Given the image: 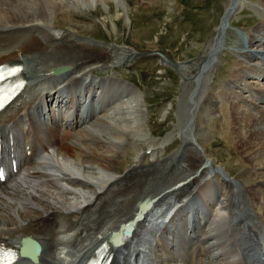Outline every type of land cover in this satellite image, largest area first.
I'll list each match as a JSON object with an SVG mask.
<instances>
[{
	"label": "bare ground",
	"instance_id": "1",
	"mask_svg": "<svg viewBox=\"0 0 264 264\" xmlns=\"http://www.w3.org/2000/svg\"><path fill=\"white\" fill-rule=\"evenodd\" d=\"M2 1L8 5V7H4L5 10L1 7ZM94 1L98 2V0ZM80 2L81 0H0V62L24 59L23 75L28 76L30 74L29 79H27L28 85L24 86L11 105L3 110L5 112L0 113V122L3 123L0 126V149L2 151L5 148L12 149L14 143L13 141L9 145L13 138H10L8 133L12 135V132L4 126V123H9L16 116L27 117L26 121L29 120V122L26 134L31 133L34 136L35 144L42 150L40 152L42 156L53 162V168L60 177L58 179L75 188L74 190L59 189L60 187L56 186L58 180H55V183L53 179H50L56 176L44 172L45 170L39 171L35 165H31L22 174L17 175V178L21 177L22 180H17L14 183L10 182L8 185H1L0 244L10 248L19 247V241L23 237H29L38 243L40 249L36 256V263L30 260L32 253L27 257H19L14 264H80L88 255L92 254L96 246L103 240V237H106L119 223L130 224L136 203L141 200L151 202L152 208L144 216L143 221L133 225L132 235L129 238L122 239L121 244L110 250L115 254L110 264H121L122 252L125 249L130 250L129 244L135 239L138 229L144 226L160 202L164 203L167 195H171L176 199L181 197L185 191H190L195 187H199L198 192L203 195L205 193L212 195L211 192H204V187L200 188V186L209 181L205 178L206 173H213V177H221V174L223 176L225 174L227 177L224 176V179H221L229 188L225 195L224 208L227 209L228 220L233 226V236L236 239L234 241H239L237 249L231 248V254L228 252V256L223 257L227 254L216 252L219 253L217 257H220L224 262L227 261L225 264H259L256 257L258 255L260 257L264 253V245L260 241H255L260 240L261 236L264 237V84L257 86L254 80L264 81V51L258 50L259 48L254 46L258 42L264 43V36L260 33L251 34L248 45L234 44L237 48L236 55L240 60L234 64L231 79L227 80L228 82L222 91V95L228 101L226 109L224 108V117H227L225 119L229 122V125L225 126L226 120L223 117L222 125L219 126L222 132L220 137L227 140L226 143L230 151L234 150L236 152L239 161L236 163H242L243 169L235 175L236 177L233 178L228 171L213 166L206 159V154L197 150L199 144L196 142V137H193V132H191L195 125L188 120V117L185 118L186 120L183 121L182 126L185 125L183 128L191 130L190 133L186 134L187 132L181 129V132L185 136L187 135V139H189L186 140L183 146L184 150H181L185 154L187 153L188 160H186V164H181L179 176L175 179L171 178L174 181L171 179L167 181L175 171L172 169L171 173L167 175V172L173 168L170 165L171 159L165 161V166L161 170H141V166L136 164L129 166L127 172L120 176V173L112 174V171L117 173L119 170L118 164L121 162L116 160L115 151L110 146L107 147L110 144L117 146L120 144V142H114L119 138V134H117L115 127L106 120V116L97 117L99 116L98 113L102 114L104 110L93 106L94 98H99L101 95H98L97 88L93 86L94 83H92V93L85 105V110L79 112L81 115L78 111L77 113L73 111L70 116L73 122L72 126L74 125L75 129L79 127V130L76 131L78 140H74L76 135H72L74 141L69 140V133L60 135V128L57 127V122L51 114L52 99L57 94V89L67 86L62 90V93L64 90L71 89L77 80V73L81 71V69L78 70L81 66H91L93 64L103 66L106 65L105 61L111 60V57H109V55H112L111 52H107V50L92 51L89 46L71 40V36L68 34L64 35L63 40L60 39L62 41L60 43L54 35H49L46 43L43 40L41 41L40 37L33 35L34 32L42 34V29L44 26L48 27L47 24L53 27L70 28L69 30L72 31L75 29L77 31L81 30L80 32L90 31L91 27L73 25L67 16L69 12L72 11L73 14L74 11H77ZM262 2L264 9V0ZM238 3L239 0H230V5L224 11L225 14L223 13L224 16L216 30V35L213 36V41L207 46V51L198 59V64L193 69L194 76H200L202 72L205 73L208 69L211 70L214 63H217L214 59L215 53L223 52L222 37L225 36L232 13H236L238 10ZM47 17H49L50 22L46 20ZM50 49L59 52V55L56 59H52L49 64L40 63L39 66L36 63V65H31L27 61L30 55L35 53L43 55L44 52ZM62 50L68 51V54L61 56ZM128 57H130V54L127 53L123 56V65L128 63ZM29 58H32V56ZM162 63L164 62L162 61ZM58 69H63L59 73L60 76L53 74ZM199 73L201 74L199 75ZM64 82L69 83V85ZM50 84L55 85L50 86ZM30 89L41 93V102L37 104V98H34L28 103L23 101V103L19 102L16 105L19 99L27 94ZM236 89L238 92L235 91ZM246 89L252 91V96L256 98L255 101L259 100L260 106H257L252 99L249 101L248 96L243 94L240 96ZM231 96L232 98L236 96L243 99L242 101L247 107L252 108L254 112L236 108L235 102L230 100ZM56 98L58 107L63 102L62 94H58ZM75 98V105H73L76 110V104L84 103L81 102L80 98ZM100 99L105 100V97L102 96ZM72 101L74 102V98ZM215 102L216 99L209 97L206 105ZM194 103L197 102H193V112H195L194 108L196 107ZM192 107L189 109H192ZM38 116L42 118L39 124L34 122V118H38ZM216 119H220L219 116ZM227 129L230 131L229 135L226 134ZM5 134L6 136H4ZM86 135L94 140V145H99L97 149L93 148L90 145L91 143L89 144ZM131 138L130 134L124 135V144L129 143ZM191 139L194 140V144L190 141ZM25 147L26 144L23 148ZM179 152L177 150L174 156ZM11 153L15 154L13 150ZM1 154L3 162L6 153L2 152ZM20 157V155H16L18 162H20ZM138 168L140 169L137 170ZM164 174L167 176L164 178L158 177ZM189 175L192 177L183 182ZM41 178L42 180L47 179V182L38 183V179ZM159 180H161L160 183ZM179 183H182V185L177 187ZM167 189L171 190L165 192ZM152 191L153 193H151ZM109 197H111V200L107 201ZM204 197L206 198V196ZM111 202H116V209L112 211L108 206ZM206 203L208 204L209 201H206ZM224 208L221 207L220 209ZM220 209L214 207L212 215L218 217L219 214L225 211ZM86 213L87 215L84 218H79L80 215L83 216ZM106 214H111V217L102 223L101 220ZM61 219L64 220L65 224L63 228H60L59 224ZM100 222L102 224L99 226ZM90 223H94L93 226H96L92 231L87 227ZM208 237L210 236L208 235L205 239L208 240ZM71 241L76 243L72 251L61 249L59 253L56 252L59 250L57 247L60 245L65 247ZM56 253L60 255L59 258L56 257ZM132 254H129L128 257ZM197 256H190V254L188 256L187 254L185 261L188 264H202L203 260L201 261ZM123 261L125 262L124 259ZM159 262L161 263L160 260ZM162 264H165V262H162Z\"/></svg>",
	"mask_w": 264,
	"mask_h": 264
},
{
	"label": "rangeland",
	"instance_id": "2",
	"mask_svg": "<svg viewBox=\"0 0 264 264\" xmlns=\"http://www.w3.org/2000/svg\"><path fill=\"white\" fill-rule=\"evenodd\" d=\"M82 1L78 3L77 11H74L73 14L71 11L67 16L73 25L77 27H91L90 31L80 32L81 30L77 31L76 29L72 31L69 30L70 28L53 27L47 24L48 27H43L42 34L34 32L33 35L40 37V40H43L45 43L48 41L49 35H54L56 36L55 39L59 40L60 43L64 35L68 34L71 36V40L89 46L92 51L107 50V52H111L112 55H109L111 60L105 61L106 65H83L78 69H81V71L77 74H79L78 76H83V78L91 77L98 82H103L105 91L107 92V94L102 93V96L108 100L107 105H103L104 100L99 98H94L95 101L92 102L94 107L104 110L103 115L98 113L99 116L97 117L106 116V120L115 127L117 134H119V138L116 141L114 140L116 143L120 142L118 146L114 144L106 145L115 151L116 160L121 162L118 164V172L112 171V174L120 173V176H123L129 166L131 167L136 164L141 166V170H161L165 166V161L171 159L170 165L173 168L167 172V175L171 173L172 169L175 171L178 169V174L174 171L167 181H170L171 178H177L181 171L180 166L186 164V160H188L187 153L185 154L184 151H181L184 150L183 146L186 140H189L187 139L188 136L186 135V137L181 132V129L184 130L183 127L185 126H182V123L188 117V120H191L195 125L193 131H190L193 132V137H196L199 149L203 150V153L206 154V159L213 166L228 171L231 177H236L235 175L243 169L242 163H236L239 162L236 152L234 150L230 151L226 143L227 140L220 137L222 136V132L219 126L222 125L226 104H228L227 99L222 95V91L228 82L227 80L231 79L232 72H234V64L240 60L236 55L237 48L234 44L241 43V46L242 44L248 45L251 40V34L260 33L264 36V9L262 0H239L238 10L236 13H232L229 19V26L224 34L225 36L222 37L223 52L215 53L214 59L217 63H214V67L212 66L211 70L208 69L209 71L202 72V75L199 73L200 76H194L193 69L198 64V59L207 51V46L213 41V36L216 35V30L225 12L223 15L222 13L229 7L230 0ZM5 5L7 4L1 3L3 10L6 9L4 7H8V5ZM49 17L46 19L48 22H50ZM254 47H258V50L264 51L263 42H258ZM64 52L60 55L68 54V51ZM58 53L50 49L44 52L43 55L37 53H35L36 57L35 54H33L34 56L30 55L29 57L32 56V58L28 57L27 61L31 65H36V63L39 66L45 63L49 64L52 59L57 58ZM126 53L130 54V57H128V63L123 65L124 59L122 58ZM163 60L173 64L174 67L165 65L162 63ZM254 81L257 86L264 84V81L261 80ZM54 85L50 84V86ZM72 86L69 89L71 92L69 96L70 101L74 98L75 103V97H78L82 102L83 98H81L80 90L83 87V83L75 82ZM89 86L92 89V84ZM67 91L64 90L63 93ZM235 91L238 92L237 89ZM242 94L248 96L247 99L249 101L252 99L257 106H260L259 100L255 101L256 98L252 96V91L246 89L240 96ZM68 95L67 93L62 95L63 102H66ZM56 96L58 95H55L54 99ZM209 97L216 99V102L214 104L207 103L206 105ZM233 97L235 98L231 96L230 100L235 102L236 108H243L254 112L252 108L247 107L242 101L243 99L236 96ZM54 99H52V107ZM194 101L197 102L196 104L194 103L196 105L194 108L195 112L192 111ZM190 105L192 109H189L191 108ZM65 106L67 107L69 104L63 105L61 103L58 107L56 104L55 108L60 110L65 108ZM83 109L85 110L84 104H76V110L74 109L73 111L81 113L84 111ZM218 116L222 119H216ZM40 118L39 116L38 118L35 117L34 122L39 124L42 121V118L41 120ZM225 118L227 117L225 116ZM71 119H69L70 123L69 120L67 123L72 126L73 122ZM199 122L201 123L199 124ZM227 125H229V122L226 120L225 126ZM78 128L70 130H62L60 128V132L62 133L60 135L69 133L68 138L72 141V135L77 134ZM126 134H130L132 138L129 143L124 144L123 139ZM226 134H230L229 129H227ZM77 136H74V140H78ZM86 138L87 140L89 139V144L91 143L90 145L97 149L99 145H94V140L91 137L86 135ZM190 141L193 144L195 143L192 139ZM122 142L123 144H121ZM193 146L197 147L196 145ZM177 150L178 152L180 150L181 153L179 152V154L174 156ZM31 165L37 166L39 171H44V168H41V162L37 161H33L25 169L30 168ZM44 165L46 164L44 163ZM50 174L56 176L50 179H53V181L58 180L55 183L56 186L60 187L59 189H75L70 184L67 183V185L65 181L59 180L58 178L60 177L54 169H52V173ZM211 174L213 176V173ZM211 174H208L206 177L219 183L215 187L218 197L216 205L209 206V210L207 211L209 203L207 204L206 201L210 202L212 196L211 194L205 193L203 195L201 192H198L200 198L192 206L193 215L190 211L184 214V227L182 225L179 226L177 221L172 222L173 219L164 221L163 213L166 207L163 206L157 210V213L154 211L150 215V218H148L149 220L152 219L153 227L149 228L150 224H147L144 228L142 226V228L138 229L137 238L133 239L129 245L135 246L136 249L140 250V254L146 262L145 264H162V262H165V264H188L185 261V256L187 254L189 256L190 252L197 254V251H201L202 253V255L197 256L198 259L203 260L202 264H225L227 261H222L220 257H217L218 254H227L232 249L238 248L239 241H234L236 240L233 236L234 230L231 222L227 220L228 217L217 218L212 215V210L217 205L220 204L224 208V195H226L229 188H227V184H223L217 179L219 177L216 176L217 178H215L214 176L210 178ZM167 175H159L158 177L164 178ZM224 176L221 174V177L224 178ZM225 178L227 177L225 176ZM221 181L223 182V180ZM46 182L47 179H38V183ZM208 183H206L207 187L205 186L204 189L212 188ZM184 196L182 195L181 197ZM168 198L164 200V203L161 201L160 204L165 205L168 203ZM109 200H111V197L107 199V201ZM115 203L111 202L108 205L111 211L116 209ZM220 210H225L223 213L227 215V209ZM86 215L87 213L83 216L80 215L79 218H84ZM210 216H213L212 218L214 219L217 218L216 222H213ZM110 217L111 214L104 215L101 222L107 221ZM101 222L98 224L99 226L102 224ZM203 223L204 225H202ZM59 224L60 228L65 227L64 220H59ZM93 225L95 224L90 223V225H87L90 231L96 228ZM208 235L211 239L208 237L209 239L206 240L205 238ZM201 237H203V242L198 244V239L200 240ZM261 238L263 237L261 236ZM75 244L71 241L65 246L66 248L60 245L57 247L59 250L56 252L59 253L61 249H64V251L70 249L68 251H72ZM57 253L56 257L59 258L60 255ZM226 256L228 254L223 257ZM256 258L259 259L258 257ZM120 260L122 264L124 261L122 258Z\"/></svg>",
	"mask_w": 264,
	"mask_h": 264
},
{
	"label": "water",
	"instance_id": "3",
	"mask_svg": "<svg viewBox=\"0 0 264 264\" xmlns=\"http://www.w3.org/2000/svg\"><path fill=\"white\" fill-rule=\"evenodd\" d=\"M62 71H63V69H58V70H56V71L53 72V73H55V74H59V73H61ZM149 206H150V204H146V205H145V202H144V201H142L140 204H138V207H137V213H138V215H137L136 220H140V219H142V215H143L144 211L147 210ZM134 220H135V219H134ZM118 230H119V232L112 233V236H113L114 238H117V239H119V236H120L122 233H123L122 235H124V236L129 235V232H130V230H131V226H128L127 229H124V226H123V225H120L119 228H118ZM121 230H122V233L120 232Z\"/></svg>",
	"mask_w": 264,
	"mask_h": 264
}]
</instances>
